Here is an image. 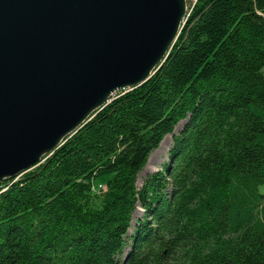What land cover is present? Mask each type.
Masks as SVG:
<instances>
[{
    "label": "trees",
    "instance_id": "trees-1",
    "mask_svg": "<svg viewBox=\"0 0 264 264\" xmlns=\"http://www.w3.org/2000/svg\"><path fill=\"white\" fill-rule=\"evenodd\" d=\"M263 185L264 0H196L147 80L0 181V264H264Z\"/></svg>",
    "mask_w": 264,
    "mask_h": 264
},
{
    "label": "water",
    "instance_id": "water-1",
    "mask_svg": "<svg viewBox=\"0 0 264 264\" xmlns=\"http://www.w3.org/2000/svg\"><path fill=\"white\" fill-rule=\"evenodd\" d=\"M184 13L185 0H0V181L147 80Z\"/></svg>",
    "mask_w": 264,
    "mask_h": 264
},
{
    "label": "rangeland",
    "instance_id": "rangeland-1",
    "mask_svg": "<svg viewBox=\"0 0 264 264\" xmlns=\"http://www.w3.org/2000/svg\"><path fill=\"white\" fill-rule=\"evenodd\" d=\"M196 0H185V13L183 15L182 18V23L184 21V17L187 15L188 11L190 10V6L192 5L193 2H195ZM181 23V24H182ZM117 93V91H115L111 97H113V95ZM110 97V98H111ZM184 121L185 120H181L179 121L176 126L174 127V131L173 134H177L181 128L184 125ZM71 135V134H70ZM69 135V136H70ZM68 137V136H67ZM171 140H172V134H167L165 135L161 142L159 143L158 147L155 148L154 150H152L147 158V161L144 165V167L142 168V170L138 173L137 176V184L140 186V184L142 183L143 178L145 177L146 174L158 169L161 164L166 161L167 159V152L168 149L171 145ZM49 153H47L46 155H44L41 158V161L48 155ZM260 191L264 193V185L260 187ZM142 213L141 207H137L135 209V211L133 212V222H134V218L140 216Z\"/></svg>",
    "mask_w": 264,
    "mask_h": 264
}]
</instances>
